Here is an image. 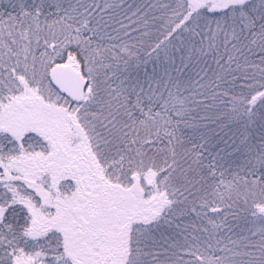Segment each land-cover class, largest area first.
<instances>
[{
    "label": "snow or ice",
    "instance_id": "obj_1",
    "mask_svg": "<svg viewBox=\"0 0 264 264\" xmlns=\"http://www.w3.org/2000/svg\"><path fill=\"white\" fill-rule=\"evenodd\" d=\"M0 264H264V0H0Z\"/></svg>",
    "mask_w": 264,
    "mask_h": 264
}]
</instances>
